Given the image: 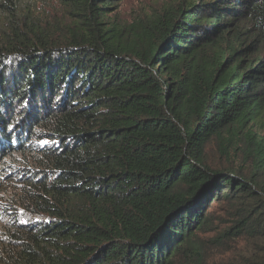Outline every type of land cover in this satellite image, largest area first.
<instances>
[{"label": "trees", "instance_id": "trees-1", "mask_svg": "<svg viewBox=\"0 0 264 264\" xmlns=\"http://www.w3.org/2000/svg\"><path fill=\"white\" fill-rule=\"evenodd\" d=\"M57 1L0 0V264H264V0Z\"/></svg>", "mask_w": 264, "mask_h": 264}, {"label": "rangeland", "instance_id": "rangeland-1", "mask_svg": "<svg viewBox=\"0 0 264 264\" xmlns=\"http://www.w3.org/2000/svg\"><path fill=\"white\" fill-rule=\"evenodd\" d=\"M180 1L182 0H122L120 3L114 5L110 15L113 20L120 23L132 22L138 18L147 19L149 16L161 12L167 6ZM42 2L51 6L48 12L53 21L63 19L66 21L65 23H69L71 15L65 13L57 0H42ZM214 146L215 142L209 145L208 151H210V153H212ZM7 208H9V206L6 204L5 198H0V228L7 219V215L5 214ZM9 210L23 214L24 221L28 219L27 214L21 208H12ZM218 215L222 214L218 213ZM230 225L231 222H227V224L224 223L218 230L214 228L199 234L201 239H204V251L207 253V256L213 260L212 263L214 264H242L252 257L253 248L244 240V233L218 236L220 230L224 227L228 228ZM217 227L219 226L217 225Z\"/></svg>", "mask_w": 264, "mask_h": 264}]
</instances>
